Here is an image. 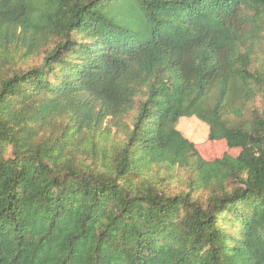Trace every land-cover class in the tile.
<instances>
[{"label":"trees","instance_id":"trees-1","mask_svg":"<svg viewBox=\"0 0 264 264\" xmlns=\"http://www.w3.org/2000/svg\"><path fill=\"white\" fill-rule=\"evenodd\" d=\"M0 264H264V0H0Z\"/></svg>","mask_w":264,"mask_h":264},{"label":"rangeland","instance_id":"rangeland-1","mask_svg":"<svg viewBox=\"0 0 264 264\" xmlns=\"http://www.w3.org/2000/svg\"><path fill=\"white\" fill-rule=\"evenodd\" d=\"M115 120H110L108 124L110 125L112 131H116V126L114 125ZM177 128L191 141L196 143L197 148L200 153L206 159H212L221 156L224 152L229 151L232 154L238 152L237 149L228 148L222 140H208V126L204 122L200 121L195 116L181 117L177 122ZM164 175V172H161ZM171 187H175L176 181L169 184Z\"/></svg>","mask_w":264,"mask_h":264}]
</instances>
